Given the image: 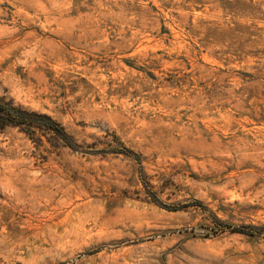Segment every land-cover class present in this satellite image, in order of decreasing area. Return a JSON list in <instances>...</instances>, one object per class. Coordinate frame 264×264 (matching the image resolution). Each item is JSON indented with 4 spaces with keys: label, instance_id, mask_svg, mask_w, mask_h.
<instances>
[{
    "label": "rangeland",
    "instance_id": "1",
    "mask_svg": "<svg viewBox=\"0 0 264 264\" xmlns=\"http://www.w3.org/2000/svg\"><path fill=\"white\" fill-rule=\"evenodd\" d=\"M0 107V264H264V0H0Z\"/></svg>",
    "mask_w": 264,
    "mask_h": 264
},
{
    "label": "trees",
    "instance_id": "2",
    "mask_svg": "<svg viewBox=\"0 0 264 264\" xmlns=\"http://www.w3.org/2000/svg\"><path fill=\"white\" fill-rule=\"evenodd\" d=\"M36 118H46L49 122L42 125L36 121ZM0 124L2 127L7 125L20 128L39 127L54 131L58 135H61L63 140H66L69 137L64 126L56 122L49 115H41L34 112L29 113L22 109H4L0 107Z\"/></svg>",
    "mask_w": 264,
    "mask_h": 264
}]
</instances>
